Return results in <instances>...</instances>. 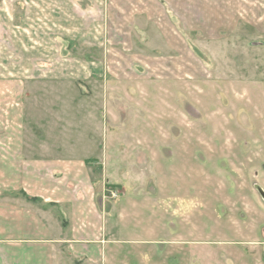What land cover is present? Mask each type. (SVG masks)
I'll return each instance as SVG.
<instances>
[{"label":"crops","instance_id":"1","mask_svg":"<svg viewBox=\"0 0 264 264\" xmlns=\"http://www.w3.org/2000/svg\"><path fill=\"white\" fill-rule=\"evenodd\" d=\"M91 1L98 7L89 11L85 6ZM205 1L178 0V5L222 7L246 1L248 6L252 0ZM256 1L264 7V0ZM104 3L0 0V264H117L119 235L137 227L134 218L140 208L153 210L156 190L165 194L161 183L156 188L154 182L160 157L152 136L154 86L165 87L168 98L181 101L186 90L175 93L171 87L191 84L202 93L216 68L200 65L188 78L185 64L173 73V67L163 63L164 75L158 79L117 74L119 78L108 80L106 72L124 63L106 61L104 19L98 25L103 61L72 59L66 47L70 40L81 39L90 45L96 34L88 17L106 15ZM179 17L186 25L184 16ZM133 23L134 31L144 33ZM194 23L191 30L197 31L200 26ZM217 27L208 36L226 29V36H233L234 26ZM43 39L53 40L57 55L66 54L63 61L57 56V63H48ZM217 67L232 69L224 63ZM93 72L102 75L101 81L93 82L100 93L82 94ZM248 80L260 84L261 78ZM120 103L128 108L121 110Z\"/></svg>","mask_w":264,"mask_h":264},{"label":"rangeland","instance_id":"2","mask_svg":"<svg viewBox=\"0 0 264 264\" xmlns=\"http://www.w3.org/2000/svg\"><path fill=\"white\" fill-rule=\"evenodd\" d=\"M169 1L171 5L164 0H105L106 15L88 17L96 34L90 45L83 39L67 40L68 44L59 40L72 59L103 61L98 25L104 19L106 61L124 63L106 72L108 80L117 74L158 79L164 75L163 63L173 67V73L185 64L190 78L200 65L216 64L202 93L191 84L171 87L175 93L186 90L181 101L168 98L165 87L154 86L152 136L160 149L154 182L156 188L161 183L165 194L156 190L153 210L140 208L134 218L137 227L119 235L116 263L264 264V7L256 0L248 6L241 1L222 7H183L178 0ZM93 2L85 9L97 8ZM230 18L233 22L220 21ZM133 20L144 33L133 30ZM194 22L200 26L197 31L191 30ZM217 25L229 26L228 30L234 26L233 36L232 32L226 36L227 29L208 36ZM43 42L48 63L66 56L56 54L52 39ZM222 63L232 69L218 68ZM98 73L90 75L91 85L86 84L82 94L99 95L93 83L101 81ZM253 78H261L260 84L248 80ZM200 94L205 95L202 101ZM124 103L120 109L125 111Z\"/></svg>","mask_w":264,"mask_h":264},{"label":"built area","instance_id":"3","mask_svg":"<svg viewBox=\"0 0 264 264\" xmlns=\"http://www.w3.org/2000/svg\"><path fill=\"white\" fill-rule=\"evenodd\" d=\"M111 195L115 197V196H117V192L112 191V192H111Z\"/></svg>","mask_w":264,"mask_h":264},{"label":"water","instance_id":"4","mask_svg":"<svg viewBox=\"0 0 264 264\" xmlns=\"http://www.w3.org/2000/svg\"><path fill=\"white\" fill-rule=\"evenodd\" d=\"M261 190V189H260ZM261 192H262V194H263V196H264V191L263 190H261Z\"/></svg>","mask_w":264,"mask_h":264}]
</instances>
